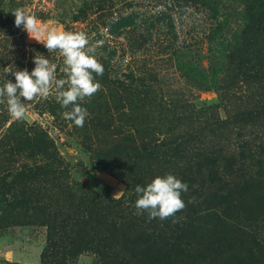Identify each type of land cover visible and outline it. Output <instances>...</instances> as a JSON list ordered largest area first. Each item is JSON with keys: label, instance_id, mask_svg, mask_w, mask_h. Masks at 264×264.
Instances as JSON below:
<instances>
[{"label": "rangeland", "instance_id": "rangeland-1", "mask_svg": "<svg viewBox=\"0 0 264 264\" xmlns=\"http://www.w3.org/2000/svg\"><path fill=\"white\" fill-rule=\"evenodd\" d=\"M21 3L4 13L23 9L45 30L40 42L24 31V42L67 32L65 24L77 18L70 25L87 35L104 73L96 78L100 90L79 101L89 113L83 127L65 119L64 108L54 117L26 113L49 131L67 172L49 175L32 160L0 163V264L121 258L118 245L99 252L93 243L68 246L72 223L97 219L132 231L146 215L137 214L136 186L168 174L181 179L205 156L217 158L220 172L228 170L229 194L215 196L206 182L188 188L186 207L195 200L207 214L190 218L204 215L196 220L204 228L217 232L227 223L243 240L255 238L253 264H264V0ZM242 192L247 199H237ZM233 211L237 221L218 219Z\"/></svg>", "mask_w": 264, "mask_h": 264}, {"label": "trees", "instance_id": "trees-1", "mask_svg": "<svg viewBox=\"0 0 264 264\" xmlns=\"http://www.w3.org/2000/svg\"><path fill=\"white\" fill-rule=\"evenodd\" d=\"M13 4L22 6L21 0L17 3L0 0V86L3 84V79L15 83L12 73H4L6 67L14 71L27 69L31 73L35 67L33 59L36 54L45 56L50 63L57 66L56 76L58 79H66L61 71L64 67V58L59 50L49 52L43 42L27 44L23 41V26L19 28L15 26L13 13L10 12L8 15L4 13L5 10L11 11L10 8ZM75 21L77 18L71 19L65 24L67 32H75L70 25V22ZM101 23L103 24L102 20L97 22V24ZM94 29H97L96 26ZM96 32L97 30L94 32L95 35H97ZM96 78L98 77L96 76ZM26 103V113L32 111L39 117L46 114L54 117L58 111L63 109L55 99L54 87L52 94L47 99L37 97ZM172 107L177 109L174 105ZM180 109H184V112L187 111L182 105ZM26 113L23 120H16L10 116L7 103H0V163L6 160L15 161V159L32 160L36 163L37 168H40L41 171L45 168L43 172H47L49 175L55 176L65 170L67 172L63 156L57 151L56 143L49 135V131L38 120L26 117ZM200 113L207 114L204 108L200 110ZM37 162L41 164H37ZM227 171L224 168L221 172L219 171L216 157L205 156L196 162V169L193 173L190 170L183 172L180 180L186 183L188 188L202 185L205 182L213 184L216 190L215 196L220 194L218 196L224 198L229 194L224 193L227 189L225 188L227 181L224 179ZM196 176H200L202 179L198 181ZM247 196L245 192L236 195L240 200L247 199ZM182 197L189 198L183 194ZM237 199H231V201L234 202ZM195 207H200V203L194 200L184 209L185 215L182 213L183 210L178 211L175 214V218L179 220L177 223H173L171 217L165 220L159 218L149 220L146 212L143 218L139 217V224L132 231H121L119 224H103L97 219H83L79 222L76 220L71 226L77 230L75 229L73 232V239L66 243L71 247L82 243L87 245L93 243L96 245L97 252L117 245L123 250L124 254L121 255V258L111 259L109 262L103 261L100 264L254 263L255 252H258L260 248L259 244L255 242V238L250 241L243 240L239 229H233L232 225L233 232H230L225 228L227 223L217 232H215V228L211 230L204 228V225H200L196 220L207 215L206 209H196ZM204 211V215L190 218V214ZM234 214V211L232 213L222 212L218 219L222 216L227 220L237 221V216L234 217ZM184 219H187L188 223ZM78 226L82 227L78 228ZM237 230L238 232L235 234L234 232ZM54 244L56 245V243ZM61 247L65 248V245H61ZM76 251L79 252L80 249H76ZM231 258L236 259V262H233ZM60 264L66 263L61 262Z\"/></svg>", "mask_w": 264, "mask_h": 264}, {"label": "clouds", "instance_id": "clouds-1", "mask_svg": "<svg viewBox=\"0 0 264 264\" xmlns=\"http://www.w3.org/2000/svg\"><path fill=\"white\" fill-rule=\"evenodd\" d=\"M15 16V26H23L31 38L44 34V28L37 18L23 9L12 12ZM40 42V41H39ZM44 46L49 52L59 50L64 58V67L61 71L66 79H58L57 66L41 54H36L33 63L35 67L29 73L27 69L14 71L4 68V73H12L15 83L3 79L0 86V103H7L8 112L16 120H23L26 113V102L37 97L47 99L55 88V99L65 109L64 117L77 127H83L89 113L79 101L96 94L101 85L96 76H103L104 67L95 58V47L90 46L89 39L84 32H57L47 31ZM95 74V75H94ZM67 86V87H66ZM188 191V185L172 174L157 176L146 186L137 185L135 192L137 200L135 208L137 214L148 213V219L165 220L175 218L178 211L185 209L186 204L182 193ZM192 200H189L191 203Z\"/></svg>", "mask_w": 264, "mask_h": 264}]
</instances>
